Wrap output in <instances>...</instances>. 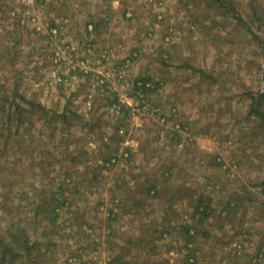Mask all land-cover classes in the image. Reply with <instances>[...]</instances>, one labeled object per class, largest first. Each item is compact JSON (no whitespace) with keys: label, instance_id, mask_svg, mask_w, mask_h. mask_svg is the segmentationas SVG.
I'll return each mask as SVG.
<instances>
[{"label":"rangeland","instance_id":"1","mask_svg":"<svg viewBox=\"0 0 264 264\" xmlns=\"http://www.w3.org/2000/svg\"><path fill=\"white\" fill-rule=\"evenodd\" d=\"M235 1L249 22L253 0ZM259 2L262 8L264 0ZM20 20L25 27L16 28L14 24ZM15 29L22 34L17 45L10 35L6 36V30ZM257 33L264 41V29ZM8 46L16 67L23 71L21 92L37 94L42 104L59 117L51 125L37 122L38 127L32 130L40 152L50 150L47 157H36L43 168H33L30 158L37 155L28 148L11 163V173L15 175L18 170L21 175H0V184L13 180L12 192L30 198L33 187L39 188V180L52 191L63 184H70L67 190L75 191L81 184L86 195L74 202V193L68 195L72 207L60 211L53 232L47 229L42 235L46 225L29 232L31 240L41 242L48 264H107L123 253L133 264H187L185 238L175 232L180 229L177 220H192L183 204L166 213L170 223L165 227H155L162 218L154 214L155 209L147 213L141 210L154 222L150 225L140 223L138 227L125 215L109 228L111 238L106 228L107 211L89 208L102 199L109 204L114 197L109 188L115 175H111L112 165H105L103 154L108 150L103 144L109 146L111 154L119 152L127 158V148L133 141L146 140H154L157 149L169 152L179 166L190 164L194 156L191 151L200 148L201 159L213 169L206 170L208 174L220 172L218 182L224 188L206 189L218 212L203 225L190 262L264 264V194L259 186L264 180V129L259 118L250 114L252 96L264 93V46L247 26L211 0H0V47ZM4 68L0 76L10 86L16 73L11 66ZM199 71L212 80L202 78ZM145 76L159 81L161 88L148 105L141 107L143 103L133 96L132 85ZM116 96L122 104L131 106L128 116L111 106ZM68 98L66 126L60 114ZM91 124L97 127L93 129ZM9 149L16 152L13 146ZM79 151L84 154V164L80 159L71 160ZM12 157L7 160L13 161ZM216 162H224V168L219 169ZM32 170L44 174L40 179L37 175L35 181ZM65 173L73 176L72 182L65 179ZM99 174L104 176L102 184L94 182ZM220 175L228 177L221 180ZM118 178L122 184L126 176ZM164 186L168 188L166 183ZM148 187L141 188L144 192L136 193L137 188L133 191L145 193ZM166 188L162 196L169 195ZM226 199L237 203L238 209L219 215L221 202ZM18 203L27 204L18 198L12 200L13 207ZM153 203L158 206V202ZM24 213L30 216L27 209ZM89 225L94 229H88L91 237L81 239L82 230ZM138 228L166 230L171 235L159 240L158 233L150 234V238L139 234ZM204 230L211 237L207 238ZM148 241L153 249H145ZM127 246L130 252H126Z\"/></svg>","mask_w":264,"mask_h":264},{"label":"trees","instance_id":"2","mask_svg":"<svg viewBox=\"0 0 264 264\" xmlns=\"http://www.w3.org/2000/svg\"><path fill=\"white\" fill-rule=\"evenodd\" d=\"M211 1L216 4L219 9H225L235 21L247 26L248 32L254 38L259 40V42L264 46V41L261 40L257 35V31H260V29H264V25L262 26L261 24V21H264V5L262 6L261 4L262 8H260L259 0L252 1V16H250L249 22H247V20H244L243 14L236 6L237 4L235 0ZM14 25L16 26V28L25 27L24 25H22L21 20ZM95 26L97 28V25ZM52 27H55L54 24H52ZM255 29L257 31H254ZM6 31V36L10 35V39H13L16 45L18 44V42H21L22 34H20L17 29L12 31ZM94 43L95 41L92 42V44ZM16 45L14 46V48L16 47ZM10 47L11 46H8L6 48L0 47V72L2 69H4V72L6 71V68L4 67L11 66L16 73L14 76L15 81L10 86L6 85L7 79L3 76H0V175H5V178L21 175L20 171L18 170L15 172V175L11 173V163H14V161L17 162L18 160H16L15 158H19L21 155V151L28 150V148H31L32 154L37 155L34 156L33 159L30 158V161L32 163L31 165H33V168L36 169V166L42 167V162L36 160V157H47V155H50V150H48L45 154L44 152H40V146L38 144V141H36V139L32 136V130L38 127L37 122H40L41 125H51L56 122L58 120L57 118L59 117V114H53L51 110H48L42 104V102L38 99L37 94L34 93L31 95H27L21 92L20 78L23 75V71L19 70L16 67L15 56L11 55V50H9ZM136 50L138 51V49ZM134 51L135 50L131 51V53L133 54ZM3 58L6 59V61H4ZM189 68L193 67L190 66ZM200 74L202 78L212 80L211 78H209L210 76H208L205 72L201 71ZM160 84L161 83L159 81H155L154 78L151 76L139 77L133 82V96L138 102L143 103L140 105L141 107L146 104L148 105V102L150 101V98L153 96V94L158 92V90L161 88ZM252 99L253 103L250 108V114L256 115L259 118V120L261 121V127L264 129V112H261V107L264 105V93L260 94L259 97L252 96ZM68 104H70L69 98L66 101L64 112L60 114V117L63 118V121L66 126H69L68 116L66 115L68 111ZM110 104L111 106H114V108H118V111L123 112L125 116H128L130 114L131 107L127 106L126 104H122L117 96L110 101ZM31 117H33V120H31ZM28 124H30L29 128H27ZM85 124H89V122H86ZM90 127L94 129L97 126L91 124ZM175 132L176 134H178V130H175ZM26 136L27 138H25ZM26 139L31 140L30 142H26ZM10 146L15 147L16 152H12L11 149H9ZM12 154L14 155V157L10 156ZM29 155L28 157H30ZM8 157H12L13 161H8ZM79 159L81 163L84 162V154L80 151L78 155L71 160L72 162H76ZM3 160H5V162H3ZM104 161L105 165L109 167L111 165L115 166L120 160L115 156H110L107 161ZM4 164L9 165V167L6 166V168H3L2 166ZM174 165L176 167H181L176 164ZM215 165L219 169L224 168V162H216ZM43 174V172H40L39 174L36 171L32 170L31 178L37 181V175H40V179L41 175ZM97 176L98 175L94 177V182L98 181V183L102 184L103 182L101 178L104 179V176H101L100 174L98 176L99 178H97ZM64 177L69 183L72 182V175L65 173ZM39 181V188L33 187V191L31 190L33 195L32 198L22 192L13 193V180H11L10 182L8 181L7 183L4 182L0 184V264H48L49 258L41 242H38V240H31L29 232H32V230L37 231L41 227V225H46L45 227H47L44 228L42 235H45V233H47V229H50L49 232H53L57 224L59 223L60 211L66 207L71 208L73 202L77 200L79 196H86L83 194L81 184L78 185L75 191L67 190V185L70 184H63V186H60L57 190L52 191L50 190L49 186H45L44 183L41 182V180ZM123 181L124 182L122 184L116 186L118 189H116L114 185L109 188V192L111 194H114V197L111 200L110 204H106L102 199L100 202L96 201V203L92 204V207H89L88 205V207L92 211L99 212L101 207L107 211L108 217L106 218V228L108 229L111 227L113 228V225H115V223H119V221L125 215L135 212L136 210V213H132V215L136 217H138V212L142 209H144L146 213L149 211H153L155 208L150 209L151 204L147 203L149 202V200L154 201L155 199H160L162 196L161 190H159L158 188L159 186L154 184L150 188L146 189L145 193H141L142 196L144 195L145 197H149L148 201H145L143 203H141L140 201L131 203V200L129 199L133 194V192L131 191L132 187L127 186V184H129L128 179H125ZM259 186L263 187L262 192L264 194V180L261 182V184H259ZM166 189L167 194L169 193V195H164L165 197L163 198L167 199L168 197H170L168 199L173 209L178 208L174 207V204L182 203L186 204L184 206L185 209L188 208V210H190V217L192 220L189 221L191 222L182 220L186 223H180V220L176 219V227L179 226L180 229H177L175 232L185 238L184 247L189 250L185 257V263L194 264L190 261L194 258L193 253L195 252L196 239L203 232L204 228L202 227L205 222L210 221L218 212L212 203L214 202V200L212 197L208 196L209 194L205 195L204 193H201L198 196L196 189L190 190L189 188H185L184 193L182 192V190L175 193L174 188H170L169 186ZM118 190H122V192H118ZM72 193H74L75 195V199H73V202L70 201L69 198ZM92 194L96 195V193ZM17 198L20 199V201L23 200L27 202V204L25 205L23 203H18L17 206L13 207L12 200H16ZM176 199L178 200V202H175ZM125 200H128L129 203H126ZM95 204L96 206H94ZM221 204L222 209L219 208L221 209L219 210V215L234 212L238 209V204H233L231 199H226L225 202H221ZM170 208H166L165 213H170V210H172ZM26 209L30 212V216L28 217L24 216V212ZM185 220H187V218ZM167 223H170V221L168 222V219L165 218V221H163L161 224H163L162 226L165 227ZM22 224H24V226ZM82 225L79 224L80 227H82ZM159 226L160 224H157L155 227L158 228ZM91 227L92 226L89 225L84 228L85 230H82L83 237L81 239H88L91 237V234H87L88 229L94 231L93 227ZM109 231L110 232H108V235L109 238H111L112 231L111 229H109ZM156 231L157 230H155L154 234H159V240H163L166 235H171L170 231ZM206 231L207 230H204L205 236L207 238L211 237L210 232ZM150 238H152V235H150ZM150 242L151 241L146 242L145 249H153L149 244ZM89 245L92 244L89 243ZM129 247L130 246H127L126 252H130ZM126 258V253H123V255L116 254L114 258L110 260L107 264H133L131 260H127ZM94 264L98 263L94 262Z\"/></svg>","mask_w":264,"mask_h":264},{"label":"crops","instance_id":"3","mask_svg":"<svg viewBox=\"0 0 264 264\" xmlns=\"http://www.w3.org/2000/svg\"><path fill=\"white\" fill-rule=\"evenodd\" d=\"M79 2H83V0H78ZM85 2V0H84ZM96 29V27H95ZM158 144L155 143L154 140H146L145 142H137L135 143L134 141L132 142V147L127 148L128 151V157L125 158L123 156H119V152L111 154V151L109 149V146L106 144H103V148H106L108 151L104 153L103 157L106 156V159H108L110 156H115L118 155V157L122 160L118 161V163L115 166H112L113 171H111V175H115V181H112V185L115 186L116 189H118L116 186L121 183L120 179L118 176H126L125 179H130V185L132 186V192L133 194L131 195V203H134L136 201H140L141 203L148 201L149 199L145 197L144 195L142 196L141 194H136L140 192H144V190H141V188H145L147 184H149L150 188L152 185L156 184L159 186V190L164 192V185L165 183L169 186L174 188L175 185H179L178 188L174 189V192H178L182 190V192H185L186 189L190 190H197L196 192L198 193V196L201 193H204L205 195L208 194L206 189H210L211 191L214 190L215 188H224V184H221L218 182L219 176L212 171V174L209 175L208 171L213 170L205 164V162L201 159V152L200 148H197L195 151H191L192 153L194 152L193 159L191 160L190 164H180L182 167H176L174 164V160H171V154L169 152H166L165 150L161 151L157 149ZM120 150V148H119ZM188 155L190 156V153ZM183 159V157H182ZM178 161V159H177ZM175 161L177 164L178 162ZM173 166H175L176 169H173ZM208 170V171H206ZM207 172V173H206ZM104 173V172H103ZM119 173V174H118ZM225 173V172H222ZM106 174V173H105ZM107 174H110L109 172ZM118 175V176H117ZM221 180L227 179L228 176L224 175L223 178L220 175ZM122 180V181H123ZM130 186V187H131ZM135 187V188H134ZM183 187V189H182ZM137 188L136 193H134L133 190ZM147 188V189H148ZM209 190V191H210ZM118 192H122V190H118ZM146 192V190H145ZM163 196H161L160 199H155L154 201L149 200L147 204H151V208H155L154 214L162 215V218L160 222L154 223L152 220H147L148 216L145 212H138V217L132 215V212L128 215H126V218L128 221H131V223H135L136 226L140 227V223H143V225H150V224H161L163 220L165 219L166 216V208H170L171 204L169 202L170 197L167 199H164ZM126 203H129L128 200H125ZM153 202H158V206L154 205ZM164 202V203H162ZM175 202H178L176 199ZM106 203V202H105ZM108 204V203H106ZM110 204V203H109ZM180 206H185L186 204L179 203L176 204L174 207H179ZM96 206V204L94 205ZM104 207V206H103ZM170 209H173L172 207ZM155 214V215H156ZM170 220L168 219V222ZM150 227V226H149ZM139 234H147L148 237H150V234H153L155 232V229L152 230H143L142 228H138ZM137 231V230H135ZM167 236V235H166Z\"/></svg>","mask_w":264,"mask_h":264},{"label":"built area","instance_id":"4","mask_svg":"<svg viewBox=\"0 0 264 264\" xmlns=\"http://www.w3.org/2000/svg\"><path fill=\"white\" fill-rule=\"evenodd\" d=\"M131 107V106H130ZM114 109H116L117 111H118V108H114Z\"/></svg>","mask_w":264,"mask_h":264}]
</instances>
